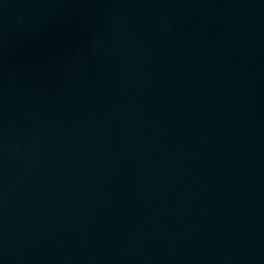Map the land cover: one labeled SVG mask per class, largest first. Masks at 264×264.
<instances>
[{
    "label": "water",
    "instance_id": "obj_1",
    "mask_svg": "<svg viewBox=\"0 0 264 264\" xmlns=\"http://www.w3.org/2000/svg\"><path fill=\"white\" fill-rule=\"evenodd\" d=\"M0 264H264V0H0Z\"/></svg>",
    "mask_w": 264,
    "mask_h": 264
}]
</instances>
